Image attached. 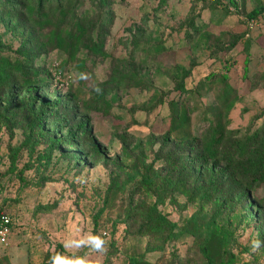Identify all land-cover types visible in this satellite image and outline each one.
I'll list each match as a JSON object with an SVG mask.
<instances>
[{
	"label": "rangeland",
	"instance_id": "374dc122",
	"mask_svg": "<svg viewBox=\"0 0 264 264\" xmlns=\"http://www.w3.org/2000/svg\"><path fill=\"white\" fill-rule=\"evenodd\" d=\"M109 1L114 19L106 36V56L97 57L94 62L89 60L84 72L79 74L70 67L63 68L67 56L53 51L45 65L52 72L54 87L46 92L42 88L37 91L40 104L45 99L55 100L56 94L60 97L76 92L81 95L85 101L74 105L68 101L64 112L49 108L56 115L49 129L58 138L75 130L78 120L86 121L90 137L99 146L101 160L95 163L92 149L78 140L76 147L54 150L52 160L47 163L40 157L46 145L41 143L43 139L33 118L23 114L10 119L12 114L6 108L0 113V212L9 213L14 221L10 243L0 244V264H48L46 256L55 251L57 244L63 245L77 233L88 232L104 236L107 251L90 253L82 248L76 255L88 253L90 259H100L102 264H129L134 255H144L155 264H205L198 250L199 236L184 235L168 244L165 250L146 252L148 238L126 231L118 211H123L129 198L134 199L130 195L131 185L119 194L115 207L104 208V198L116 172L121 170L117 164L123 159L122 147L132 148L137 140L168 130V104L150 109L149 103L161 89L171 90L170 98L177 95L174 84L181 80L183 69L188 71L184 79L188 89H194L211 73L228 71L230 84L238 91L230 112V128L245 129L253 123L257 127L264 121V16L254 23L247 18L264 0H236L238 9L230 10L229 14L221 7L212 9L210 0ZM223 2L229 4V0ZM86 6L95 7V4L88 2ZM0 17L8 20L1 10ZM200 17L207 23L206 29L193 41H184L185 29ZM17 18L13 15L10 20L13 30L21 25ZM4 26L0 23V37L9 40L16 49L18 40L6 32ZM143 38H162L170 48L155 57L156 65L149 62L143 68L142 73L155 89L126 91L117 85L106 89L104 84L109 81L113 60L128 57L134 42ZM226 57L232 58L229 70L222 66ZM247 57L248 75L245 72ZM257 78L260 87L252 89V82ZM105 89L111 104L107 114L100 110L96 99L97 103L91 99L94 93ZM7 94L14 101L29 95L27 89L20 88ZM200 95L198 101L190 100L188 104L198 102L200 108L215 101L213 92L208 89H202ZM70 107L80 115L71 112ZM201 114L202 110L192 113L195 124ZM256 116L260 118L255 119ZM124 135L126 142L132 144L125 143ZM66 152L71 153L70 158L63 155ZM153 159L154 154L149 151L147 162ZM210 169L212 173L206 176L209 180L216 184L223 182L221 187L227 184L233 187L226 175L220 173L221 166L210 165ZM125 180L126 175L121 173L119 181ZM214 198L224 202L219 222L211 219L213 205L206 208L200 222L219 234L234 230L231 248L238 256L236 264H264V247L253 250L252 246L253 241L264 239V184L249 194L221 192ZM231 199L235 206L227 203ZM160 209L171 221L181 222L196 214L199 205H191L183 197L179 205L167 199Z\"/></svg>",
	"mask_w": 264,
	"mask_h": 264
},
{
	"label": "trees",
	"instance_id": "16d2710c",
	"mask_svg": "<svg viewBox=\"0 0 264 264\" xmlns=\"http://www.w3.org/2000/svg\"><path fill=\"white\" fill-rule=\"evenodd\" d=\"M88 2L94 3L95 7L86 6ZM212 2V9L221 7L226 14L238 9L236 0H229V4L223 0ZM111 5L109 0H0V10L8 18L4 21L0 17V23L5 25L6 32L18 40L17 48L13 49L9 40L0 37V113L6 108L12 114L10 119L23 114L33 118V124L43 139L41 143L46 145L40 157L47 163L52 160L54 150L64 146L76 147L78 140L92 149L95 163L101 160L99 146L90 137L86 121L78 120L75 130L58 138L49 129L52 119L56 117L50 112L51 109L64 112L68 101L72 102L71 105L85 101L81 95L77 92L65 97L56 94L55 100L45 99L40 104L37 91L42 88L46 92L54 87L52 72L45 65L53 51L58 50L67 56L63 68L70 67L79 74L84 72L89 60L94 62L97 57L106 56V36L114 19ZM13 15L18 17L21 24L14 30L10 25ZM263 16L264 3L261 1L248 13L247 18L254 23ZM188 26L184 41H193L206 29L207 23L200 17L198 22L192 20ZM169 49L162 38L135 41L128 57L113 60L109 81L104 86L107 89L117 85L126 91L132 88L155 89L142 73L143 68L149 62L155 64V57ZM231 62L232 58L226 57L222 66L229 70ZM248 63L249 57L245 59L247 75ZM182 72L181 80L174 84L177 95L170 98L171 90L161 89L156 91L149 103L150 109H155L159 104H168V130L137 140L132 148L122 147L123 159L117 164L121 170L111 181L104 198V208L117 206L119 194L131 185L130 195L134 199L129 198L123 211L118 213L130 235L148 238L146 252L165 250L168 244L182 236L194 235L199 236L198 250L205 264H236L238 256L231 248L234 230L219 234L203 225L199 218L209 205H213L211 219L219 222L224 213V202L214 197L221 192L227 195L231 192L249 194L255 187L264 184V121L257 127L253 123L245 129L230 128V112L238 91L230 84L228 71L205 76L194 89L186 88L184 79L188 71L183 69ZM251 87H260L259 78L253 80ZM17 88L27 89L29 95L14 101L7 93ZM106 89L94 93L91 99H96L100 110L107 114L111 104L106 98ZM202 89L213 92L215 101L200 108L198 102L190 106V100L200 99ZM70 108L71 112L77 114L73 107ZM197 110H202V114L195 124L191 115ZM123 139L127 143L125 135ZM149 151L154 154V159L148 163ZM63 155L70 158L71 153ZM210 165L221 166L220 173L226 175L234 188L228 184L221 187L223 182L216 184L209 180L206 176L212 171ZM120 172L127 177L123 183L119 181ZM183 197L191 205L198 204L199 210L181 222H173L160 209V205L165 204L167 199L179 205ZM227 203L235 206L233 199ZM13 228L12 219L11 231ZM260 241L264 247V239ZM56 252L66 253L61 243L57 244L53 253L47 254V262ZM129 264L155 263L144 255H134Z\"/></svg>",
	"mask_w": 264,
	"mask_h": 264
},
{
	"label": "clouds",
	"instance_id": "9594fccd",
	"mask_svg": "<svg viewBox=\"0 0 264 264\" xmlns=\"http://www.w3.org/2000/svg\"><path fill=\"white\" fill-rule=\"evenodd\" d=\"M81 78H86L81 76ZM107 240L101 234L92 232L83 235L76 234L65 240L63 247L66 251H71V255H66L64 252H56L50 256L48 264H102L100 259H90L89 254L83 256L76 255V251L82 248H87L90 253H105ZM253 250L261 246L260 240L253 241Z\"/></svg>",
	"mask_w": 264,
	"mask_h": 264
},
{
	"label": "built area",
	"instance_id": "2783aa9c",
	"mask_svg": "<svg viewBox=\"0 0 264 264\" xmlns=\"http://www.w3.org/2000/svg\"><path fill=\"white\" fill-rule=\"evenodd\" d=\"M11 223V216L6 212H0V244L2 245L10 243Z\"/></svg>",
	"mask_w": 264,
	"mask_h": 264
}]
</instances>
